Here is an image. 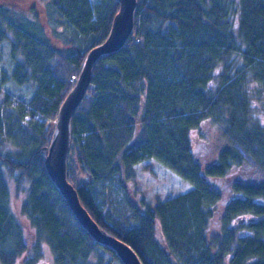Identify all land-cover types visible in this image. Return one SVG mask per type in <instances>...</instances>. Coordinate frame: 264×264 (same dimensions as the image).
Instances as JSON below:
<instances>
[{
    "label": "trees",
    "instance_id": "obj_1",
    "mask_svg": "<svg viewBox=\"0 0 264 264\" xmlns=\"http://www.w3.org/2000/svg\"><path fill=\"white\" fill-rule=\"evenodd\" d=\"M43 3L45 17L0 2L12 62L0 70V262L38 264L45 241L51 264H122L77 222L44 165L70 78L106 39L118 1ZM133 23L123 47L92 67L71 119L67 181L142 264H264V0H136ZM8 81L32 95L3 91ZM148 159L191 188L138 201L130 183Z\"/></svg>",
    "mask_w": 264,
    "mask_h": 264
},
{
    "label": "water",
    "instance_id": "obj_2",
    "mask_svg": "<svg viewBox=\"0 0 264 264\" xmlns=\"http://www.w3.org/2000/svg\"><path fill=\"white\" fill-rule=\"evenodd\" d=\"M117 1L118 11L112 19L106 39L88 51L73 87L58 108L44 165L48 176L64 197L75 219L88 234L98 244L112 249L122 264H142L129 245L104 233L99 228L80 203L75 188L66 178V162L71 140V119L90 84L92 67L99 57L120 50L132 32L136 0ZM0 264L2 263L0 262Z\"/></svg>",
    "mask_w": 264,
    "mask_h": 264
},
{
    "label": "rangeland",
    "instance_id": "obj_3",
    "mask_svg": "<svg viewBox=\"0 0 264 264\" xmlns=\"http://www.w3.org/2000/svg\"><path fill=\"white\" fill-rule=\"evenodd\" d=\"M0 2L6 3L9 6L14 7L15 9L19 11H23L27 14V16L32 15L31 9L34 10V12H38L39 14L41 12V15L45 17V10H43V7L45 3H43V0H0ZM46 6V5H45ZM49 26H51L49 24ZM47 29V26H46ZM58 29H61L60 26H58ZM11 37V34H9V38ZM9 40H6L2 43H0V70H5L8 74L11 70V60L9 57ZM18 59H21L19 57ZM3 91H7L12 93L13 96H15L18 99L26 100L28 99L33 92V88L30 86H21L17 87L15 86L11 81H8L4 87ZM258 116L260 119L261 124L264 127V112H258ZM211 130V129H210ZM212 137L214 138L213 141L218 139V132L211 131ZM216 143L210 142V144L206 147L203 146L202 153L204 156L202 158L205 160V162L212 160L214 156V150L217 149ZM136 175L134 182L130 183V185L133 187V193L136 196V199L139 201L141 198L146 201L153 203L156 199L165 200L167 198L176 196L178 194H181L191 188L189 184L184 182L176 173L171 171L170 169L164 167L157 161H154L153 159L145 160L135 166ZM243 175H247V173H243ZM243 175L239 177V174H232L233 180H238L243 178ZM122 193L120 191L114 193V197L116 195H121ZM19 202V199L16 198L13 194L12 190V201H11V207L15 213H18L16 211L17 203ZM20 216V215H18ZM21 221L23 219L20 218ZM23 224L25 222L23 221ZM27 229L26 232V239L28 240V247L27 255L32 256L33 255V249H30L31 247L37 246L40 252V260L38 261L40 263H52V253L48 246V244L45 241H40L38 245L33 244V237L30 231ZM106 260H108V257L105 256ZM22 261L18 260L17 262ZM14 263V264H17ZM37 263V262H36ZM35 263V264H36ZM115 264V263H112Z\"/></svg>",
    "mask_w": 264,
    "mask_h": 264
},
{
    "label": "built area",
    "instance_id": "obj_4",
    "mask_svg": "<svg viewBox=\"0 0 264 264\" xmlns=\"http://www.w3.org/2000/svg\"><path fill=\"white\" fill-rule=\"evenodd\" d=\"M75 79H76V76L72 75L70 78V81L75 80ZM26 109H28V107H26Z\"/></svg>",
    "mask_w": 264,
    "mask_h": 264
}]
</instances>
